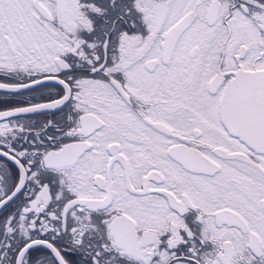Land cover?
Segmentation results:
<instances>
[{
  "label": "snow or ice",
  "instance_id": "6c2138e0",
  "mask_svg": "<svg viewBox=\"0 0 264 264\" xmlns=\"http://www.w3.org/2000/svg\"><path fill=\"white\" fill-rule=\"evenodd\" d=\"M0 264H264V0H0Z\"/></svg>",
  "mask_w": 264,
  "mask_h": 264
}]
</instances>
